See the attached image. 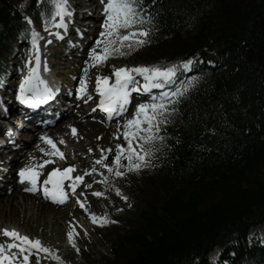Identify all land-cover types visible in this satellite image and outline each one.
Instances as JSON below:
<instances>
[{"label": "trees", "instance_id": "trees-1", "mask_svg": "<svg viewBox=\"0 0 264 264\" xmlns=\"http://www.w3.org/2000/svg\"><path fill=\"white\" fill-rule=\"evenodd\" d=\"M25 1L0 0V78L4 51L35 30L33 18L53 25V0ZM141 3L148 42L111 61L175 64L171 88L184 94L144 166L129 170L122 154L117 185L130 209L105 213L111 257L96 264H213L216 247V264H263L248 233L264 224V0Z\"/></svg>", "mask_w": 264, "mask_h": 264}, {"label": "rangeland", "instance_id": "rangeland-1", "mask_svg": "<svg viewBox=\"0 0 264 264\" xmlns=\"http://www.w3.org/2000/svg\"><path fill=\"white\" fill-rule=\"evenodd\" d=\"M29 3L30 0L23 2V8H28ZM105 3L106 0H66V7H69L67 12L70 13L69 17L63 21H66L67 23L66 30H64L65 27L57 26L61 21L60 16L55 15L56 17L53 21V25L39 21L38 17L35 16L33 19L36 24V30L30 33L27 31L23 32L21 34L22 37L19 36V41L15 39L12 46L7 47L9 49L4 51V53H6L4 55V58L6 59L5 61H8V69L4 81L0 82V91L8 88V92H12V94L10 93L12 96L13 92L16 93L14 84L20 85V80L25 76L24 71L29 68L28 55L30 53L34 55L32 46L33 32L37 33L38 36L39 34H42V37H40L41 42H45L44 45L40 47L38 46L41 55L48 50L50 39H54V45L51 48V59L53 63L59 65L56 66V68H61L58 73H62L60 74V77L65 81V85L69 87V93H72L71 95L73 96L74 92L75 97H78L82 76H86L84 79V81H86V90L84 91L86 94L85 101H93V104L85 110V113L89 110L91 111L86 117L90 123L87 129H85V133L88 132L89 136L86 142L87 151H79L75 156L70 151L71 148H68V144L63 141L65 149L68 151L67 159L74 163V167L79 165L84 169V174L88 175V179L86 177V182L84 183V188H91L94 193H102L100 196L101 203L105 208L104 213H109L114 217L120 214L123 210L130 208L126 206L127 199H124L123 194L120 192L118 195L116 192V189H119L117 184L120 176L114 174L115 168L113 172H109L107 168L103 167V164H113L114 156L112 157L110 153H114V155L116 154L117 144L124 145L125 148L127 147V142L122 135L125 121L133 117L136 108L140 103H146L148 101L143 100L140 102H134L133 106L132 104H129V111L122 118L117 119L110 124H105L101 119L92 116L93 108H96L97 104H99V93L96 91L97 76H109L111 77L109 81L111 83L114 78L112 75L113 69L118 68V66L114 67L113 61H111V56L100 64H93L91 61V51L94 48L97 52L102 50L101 47L97 46V41L102 39L100 34L104 31ZM52 4L54 6L55 1ZM2 31L3 28H0V33ZM57 33H59V36L56 35ZM55 40L57 42L56 45ZM37 44H39L38 40ZM143 59H147L146 54L143 56ZM145 62L147 61L145 60ZM122 67L130 68L127 65H123ZM189 70L190 68L188 66L185 71L188 72ZM139 77L140 76L137 78ZM12 80H16V83L10 84V81L12 82ZM81 95L80 92V97L78 99H81ZM54 130L55 129H52L51 131L53 132ZM48 132L49 131H46L45 134ZM27 135L28 132H26V135L24 134V137ZM39 135L41 134L39 133ZM31 143H33V141ZM133 143L135 145V141ZM101 150L104 151L102 152ZM10 151L13 155H17L16 151ZM102 155L104 156L103 161L101 163H96ZM59 157L60 161L64 159L61 155H59ZM76 159L79 161L78 163L76 162ZM27 164L28 163L25 165ZM44 164L42 166H44ZM27 166L29 167V164ZM93 168H95L96 171H91ZM105 177H107V180L106 182H103ZM85 185H89V187H85ZM0 191L2 192L1 195L4 196L7 192L11 193L12 189L10 187L7 189L0 188ZM17 200L18 203H16V205L5 204L3 207H0V225L3 223L4 225H15V223H17L22 230L28 229L27 231L33 232L40 241V244L45 248L50 249V252H44V255L38 254L43 257L45 264H96L97 262H102L105 257H111L110 246L105 241L108 236L101 233L103 232L102 226L105 219V215L102 214V211L98 214V216H100V221L95 224L91 219V214L94 212H88L85 220L84 217H81L80 215L76 216L71 209L65 207L59 212H53L52 209L49 210L48 207L44 205L45 201H42L40 198L38 200L35 198H18ZM76 217L82 219L79 220ZM101 218H103V220H101ZM64 219L66 220L64 221ZM72 219L77 221V223ZM54 220H58V224L56 223L53 225L52 221ZM65 223H74L76 227H70L69 225L65 226ZM5 228L7 227L5 226ZM69 231L73 232L75 247H73V243L69 241ZM248 237L250 241H259L260 244L264 245V224L251 228ZM3 244L6 246L7 241ZM52 253L59 256L60 260L58 261L54 259ZM68 254L72 256L71 259L67 257ZM215 255L214 258L211 256L208 257L209 261L213 264L218 261L219 254H217L216 251Z\"/></svg>", "mask_w": 264, "mask_h": 264}, {"label": "snow or ice", "instance_id": "snow-or-ice-1", "mask_svg": "<svg viewBox=\"0 0 264 264\" xmlns=\"http://www.w3.org/2000/svg\"><path fill=\"white\" fill-rule=\"evenodd\" d=\"M55 15L61 17V21L57 26H65L63 24L62 17L66 13V0H55ZM105 20H104V31L101 32V40L97 41V46L101 47L102 50L97 52L95 48L91 51V61L93 64H100L107 60L110 56H124L129 54L135 48L142 46L148 41L145 37L148 36V29L145 27L146 24L150 23L151 18L144 11L141 0H106L104 5ZM70 15V13H68ZM30 23V21H29ZM59 36V33L56 34ZM38 34L32 33V46L34 59L36 65H31L29 62L28 75L24 76L21 81L19 88L20 99L25 104H35L41 102L44 98H47L50 89L47 87L46 82L40 78L38 74L39 68V48L37 44ZM191 64V61H185L181 67L187 69ZM177 66L170 64L168 67H162L160 65H137L132 68L120 67L114 68L112 75L115 77L110 83L111 77L109 76H97L96 78V91L100 94L99 107L104 110L109 117L113 113L123 111L126 104L129 102V93L133 90L132 86L136 84L135 75L139 74L143 77L144 84L137 90L147 92L153 87L164 88V86L174 79ZM86 81L81 80L80 92L83 94L85 89ZM190 86V85H188ZM187 86H185L186 88ZM25 93H31L30 96H26ZM184 92L177 88L174 92L162 91L159 97H152L150 102L140 103L133 117L125 121L123 137L127 142V147L124 145H116V154L113 158V164H103V167L107 168L109 172H113L116 176L124 175L123 172L119 171L122 166L120 161L122 159V153L126 152L127 165H123L129 170H138L144 166L146 157L150 156L155 150V142L162 141L163 137L159 136L160 125L168 122V117L175 111L174 108L170 107L176 102L177 97H180ZM73 134L76 129L73 128ZM49 144L52 145L53 149H56L55 143L48 137H44ZM135 141V145L134 142ZM63 143V141H61ZM91 151V149H90ZM102 152L104 150H101ZM56 154L63 155L56 149ZM104 159L102 155L96 163H101ZM43 163H49L45 160ZM74 167V166H71ZM71 167L58 169L53 168L48 173L47 179L44 181L45 185L51 184L52 187L44 188L46 195L51 193V199L57 202H63L66 199L62 182L65 179H71L74 182L70 187L74 190L76 183L83 179L82 176L70 177L69 173ZM91 171H96L95 168ZM39 173L35 172L32 168L24 167L19 170V176L21 182L25 179L31 181L33 185L36 184ZM107 177L104 178L103 182H106ZM89 187V185H85ZM35 191V187L27 189ZM117 194H120V190L116 189ZM96 196L102 195L100 192L94 193ZM127 199V197H124ZM84 207L83 203L80 205ZM93 222H99L94 214H91ZM103 220V218H101ZM107 222V221H105ZM3 234L7 237L14 238L7 242V245L0 244V264H13L17 258L18 253L11 251L16 248L19 250V254L23 255L22 264H28V254L31 253L32 248H37L44 252H50V249L43 247L39 240L30 239L26 235H21L15 229H3ZM68 238L73 247H75L73 241V232H68ZM78 250V249H77ZM27 253V254H26ZM53 258L60 260L59 256L52 253Z\"/></svg>", "mask_w": 264, "mask_h": 264}, {"label": "bare ground", "instance_id": "bare-ground-1", "mask_svg": "<svg viewBox=\"0 0 264 264\" xmlns=\"http://www.w3.org/2000/svg\"><path fill=\"white\" fill-rule=\"evenodd\" d=\"M68 17H69V14L66 11V13L63 15L62 18L66 19ZM63 24L65 25V26H63V27H65L64 30H66V28H67L66 21L63 22ZM38 37H39L38 38V42H39L38 46L40 47V46L44 45L45 42H41L40 37H42V34H39ZM53 45H54V39L51 38L48 50L46 52H43L41 55V56L47 55V58H48L47 61H48L49 66L54 64L52 59H51V48ZM39 53H41L40 50H39ZM56 66H59V65L56 64ZM60 70H61L60 67H58V68L55 67V68H53L52 71L54 74H57L58 71H60ZM60 74H62V73L60 72L59 76H60ZM85 78H86V76H82V80H84ZM19 79H20V77H19ZM10 80H11V78H10ZM15 81L16 80H12L13 83L10 81V84L16 83ZM20 83H21V81H20ZM18 86L19 85H16L17 90L19 89ZM62 88H61L60 92L58 93L57 100H60L65 96L66 97L68 96V94L66 92H64V91H66L64 89L66 87L63 88V91H62ZM49 89H50V87H49ZM8 90L9 89L6 88L5 93H8V94L11 93L12 94V92H8ZM14 94L16 95V93L13 92V96H14ZM79 97H80V91H79L78 97H75V94L73 92V96L72 95L70 96V99H69L70 101L67 103V108L64 106V104L57 106L54 103H52V105H53L52 111L54 113H60L62 115L61 118L56 123L47 126V128H42L40 126L36 127V131H35V134L33 136V139L30 142H26L24 147L22 146V148H21V146L20 147L15 146L16 143L18 142V140H16V143L11 144V142L9 141L7 136L4 138L3 144L0 145V184H1L0 188L1 189H7L8 187H10V188H12V191H11V193L7 192L4 196L1 195L2 192L0 191V207H3L5 204L16 205V203H18V200H17L18 198H21V199H27V198H33L34 199L35 198L37 200L40 198L42 201H45L44 205L47 206L49 210L52 209L53 212H59L60 210L64 209V206L52 204V203L48 202L47 200H44L39 194H35V193L28 191L26 189V184L28 181L24 180L23 182H21L20 176L18 175V172H19V169H21L26 163H28L29 168L30 167L34 168L33 170L35 172L39 173V175L37 177V181H41V180L47 179L49 171H52L53 168L62 169V167H64L65 165H69V167L74 166V163L72 161H68V159H67L68 158V151H66L65 145H64V143H61V141H64V142H66V144H68V148L69 147L71 148L70 151L75 156L79 153V151H87L86 142H87V138L89 136H88V132L85 133V129H87V127L90 125V123L88 122L86 117L88 114H90L91 111L89 110L85 113V110L87 108H89L91 104H93V101L92 100H91L92 102L91 101H85V99H86L85 92H83V94L81 95V99H78ZM133 97H134V94L129 95V101L132 100ZM98 101L100 103V94H99ZM8 103H9V108H8L7 114L10 116V119H11L10 123L14 124L15 121H17V122L24 121L23 117L20 116V114H22V115L24 114L23 108H20V109L18 108V107H20V101H13V102H8ZM40 108L43 111H45V109L43 107H40ZM98 108L100 109L99 106H98ZM26 117H27L26 119H28V120L31 119V115L27 114ZM39 117H41V116H37L35 119H38ZM29 128H33V126H30ZM73 128L76 129L75 134H73V131H72ZM52 129H55V130L52 132L51 131ZM46 131H49V132L45 134ZM39 133L41 135H39ZM43 134H44V136H43ZM0 135L1 136L5 135V132L3 131V129L0 130ZM21 136L24 137V132L21 133ZM44 137L50 138L55 143L56 149H59V152H61L63 154L62 157L64 159L62 161H60V159H59L60 158L59 154H56V149H53L52 145L49 144L45 139H43ZM32 141H33V143H31ZM9 144H11V146H9ZM10 150L16 151L17 155L16 156L13 155ZM45 160L49 161V163L44 164L43 161H45ZM76 162L78 163L79 161L76 159ZM43 164H44V166H42ZM27 165H25V166H27ZM69 167H67V168H69ZM74 168H76V169H74ZM82 169L83 168H81L79 165L77 167H71V170L69 173L70 177L83 176V179L81 181L75 182L76 186L78 187V191H77L78 193L75 190H73L71 192V197L79 194L81 196L80 200L84 201V204L88 208V211H90L92 213L94 212L93 214L95 216H98V214L101 211L105 212V208L101 203L102 202L101 196L94 195V192L91 188H84V183L86 182V177L88 179V175L84 174V169L83 170ZM69 182L72 184L74 181L71 179H67L65 182V185ZM82 189H84V190H82ZM67 209H71V211L73 213H75L76 216L80 215L81 217H84V219L86 220V217H87L86 214L87 213H85L79 207L67 208ZM44 212H46V211H44ZM53 218H52V220H53ZM76 218H78V217H76ZM78 219L80 220L82 218H78ZM65 220L66 219H64V221ZM72 220L77 223V221H75L74 219H72ZM7 222H9V221H7ZM56 223L58 224V220L52 221L53 225H55ZM66 225H69L70 227H76V225L74 223H72V224H70V223L66 224L65 223V226ZM5 226L7 228H5ZM3 229H10V230L15 229L21 235L22 234L26 235L30 239H33V240L37 239V236L33 232L27 231L28 229L22 230V228H20V225L17 223H15V225H12V224L4 225V223H3L0 225V244H3L5 241L9 242L10 240L14 239L12 237L5 236L2 232ZM43 238H44V236H43ZM11 251L17 252L18 253L17 259L19 261H23V255L19 254L18 249L13 248V249H11ZM216 252H217V254H219L218 250H216ZM38 254L44 255V251L39 250L37 248H32L31 253L28 254V264H45L43 261V257H41V255H38ZM214 255H215V251H212L209 254V256H211L212 258H214ZM67 257L69 259L72 258V256L70 254H68Z\"/></svg>", "mask_w": 264, "mask_h": 264}]
</instances>
